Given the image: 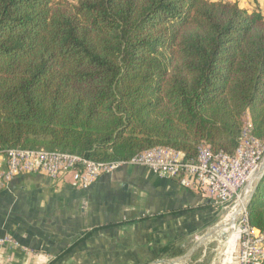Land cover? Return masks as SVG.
Masks as SVG:
<instances>
[{
  "label": "trees",
  "instance_id": "16d2710c",
  "mask_svg": "<svg viewBox=\"0 0 264 264\" xmlns=\"http://www.w3.org/2000/svg\"><path fill=\"white\" fill-rule=\"evenodd\" d=\"M222 0H0V149L126 161L264 143V14ZM264 230V174L246 209ZM264 264V262H263Z\"/></svg>",
  "mask_w": 264,
  "mask_h": 264
},
{
  "label": "crops",
  "instance_id": "0c3cea01",
  "mask_svg": "<svg viewBox=\"0 0 264 264\" xmlns=\"http://www.w3.org/2000/svg\"><path fill=\"white\" fill-rule=\"evenodd\" d=\"M220 210L143 166H121L85 189L75 173L66 184L24 173L0 191V236L29 252L0 247V264H149L183 255ZM207 243L184 264L201 263Z\"/></svg>",
  "mask_w": 264,
  "mask_h": 264
},
{
  "label": "built area",
  "instance_id": "2783aa9c",
  "mask_svg": "<svg viewBox=\"0 0 264 264\" xmlns=\"http://www.w3.org/2000/svg\"><path fill=\"white\" fill-rule=\"evenodd\" d=\"M263 155L264 143L253 135L248 116L242 121L232 151H213L209 144L200 141L194 158L162 145L142 150L126 161H94L66 151L11 147L0 149V191L16 176L32 172L44 174L61 184L68 183L69 174L75 173L79 186L85 189L102 174H109L124 165H137L160 177L177 179L185 188L197 189L228 214L237 206L241 191ZM233 229L237 235L224 264H263L264 230L249 223L246 210ZM6 245L29 252L19 240L9 235L0 236V247ZM220 264H223V258Z\"/></svg>",
  "mask_w": 264,
  "mask_h": 264
},
{
  "label": "water",
  "instance_id": "95a60500",
  "mask_svg": "<svg viewBox=\"0 0 264 264\" xmlns=\"http://www.w3.org/2000/svg\"><path fill=\"white\" fill-rule=\"evenodd\" d=\"M264 174V155L262 157L261 163L259 166L253 171L251 177H250V183L249 186L244 188L241 191L240 198H242V205L238 209L237 212H233V218L230 221V224H234L239 216L247 209L249 201L251 200L255 189L257 187V184L259 180L261 179L262 175ZM230 212V213H231ZM230 214H226L225 217L211 226L206 232H204L202 235L199 236V238L193 243V245L183 254L177 257L173 258H161V259H155L151 261L149 264H184L186 263L192 256V254L203 244H205L208 240L213 238L217 231L221 228H223V225L225 223V220L227 217H229Z\"/></svg>",
  "mask_w": 264,
  "mask_h": 264
},
{
  "label": "rangeland",
  "instance_id": "374dc122",
  "mask_svg": "<svg viewBox=\"0 0 264 264\" xmlns=\"http://www.w3.org/2000/svg\"><path fill=\"white\" fill-rule=\"evenodd\" d=\"M68 1L75 3L77 0H68ZM212 1H215V0H212ZM222 1L229 2V3L236 2L239 5V7L245 8L248 10L254 7L253 0H222ZM257 1H258L260 10L264 14V0H257ZM218 213L219 215L216 217V219L214 220L215 223L213 224H216L217 222L222 220L225 217L227 211L220 210L218 211ZM227 239H228V235H226L224 231H221V233H216V235L213 238L208 240V243L206 244V248H205L206 250L204 253V258L199 264H212V263L220 264L222 258H223V261H224L223 264H224L226 261L224 259L227 258L224 255L225 247L227 244ZM199 252L196 253L198 254L197 256H199L200 254Z\"/></svg>",
  "mask_w": 264,
  "mask_h": 264
},
{
  "label": "bare ground",
  "instance_id": "6f19581e",
  "mask_svg": "<svg viewBox=\"0 0 264 264\" xmlns=\"http://www.w3.org/2000/svg\"><path fill=\"white\" fill-rule=\"evenodd\" d=\"M249 183L250 182L247 183L245 188L249 186ZM242 201H243L242 198H240L237 201V206L232 210L234 213L238 211V209L242 205ZM233 212L229 213L230 216L226 218L223 228L217 231V233H221V231H224L225 234L228 235L227 244H226L225 251H224L225 257H228L230 251L232 250L234 242H235V238L237 235V233L235 232V229H233L234 224H230V221L233 218Z\"/></svg>",
  "mask_w": 264,
  "mask_h": 264
}]
</instances>
